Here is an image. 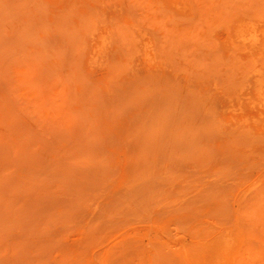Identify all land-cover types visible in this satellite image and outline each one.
Segmentation results:
<instances>
[{"label":"rangeland","instance_id":"374dc122","mask_svg":"<svg viewBox=\"0 0 264 264\" xmlns=\"http://www.w3.org/2000/svg\"><path fill=\"white\" fill-rule=\"evenodd\" d=\"M0 264H264V0H0Z\"/></svg>","mask_w":264,"mask_h":264},{"label":"bare ground","instance_id":"6f19581e","mask_svg":"<svg viewBox=\"0 0 264 264\" xmlns=\"http://www.w3.org/2000/svg\"><path fill=\"white\" fill-rule=\"evenodd\" d=\"M243 45L250 51L257 50L259 46V36L256 33H247L241 36Z\"/></svg>","mask_w":264,"mask_h":264}]
</instances>
